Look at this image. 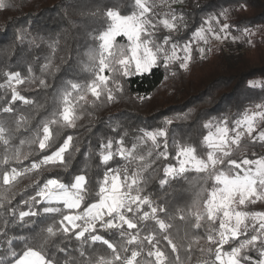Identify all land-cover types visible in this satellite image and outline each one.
<instances>
[{"label":"snow or ice","instance_id":"snow-or-ice-1","mask_svg":"<svg viewBox=\"0 0 264 264\" xmlns=\"http://www.w3.org/2000/svg\"><path fill=\"white\" fill-rule=\"evenodd\" d=\"M177 3L183 0H132L126 13L118 6L92 13L99 16L100 27L89 33L93 44L85 53L84 69L91 78L83 84L67 81L59 93L56 111L41 120L34 130L28 127L29 118L13 106L17 101L33 104L21 94L20 85L38 81L39 86L46 87V80L32 75L31 68L27 77L20 72L5 73L6 79L0 84L6 93L5 105L0 112L15 119L12 126L8 120L0 119V209L16 215L17 209L8 206L15 199L14 189L20 178L38 174L47 166L67 168L66 155H71L70 149H79L71 135L58 143L62 130L76 128L85 112L91 116L89 108L114 102L124 90L121 80L150 73L161 64L166 71L176 63L179 68L189 70L193 59L191 44L181 48L171 43V35L162 38L157 35L162 30L168 33L179 30L183 16L172 7ZM5 7V0H0V9ZM163 8L168 10H157ZM220 17L225 22L221 23ZM227 20L228 9L219 16H210L205 21L207 27L199 28L194 38L205 45L209 43V35L220 41L227 39L230 35ZM214 24L218 25V31ZM243 34L254 35L247 28ZM52 48L54 55L56 48L54 45ZM197 50L203 59L205 48ZM53 67L49 59L42 70ZM250 84L255 86V82ZM146 98L149 97H138ZM164 123L170 125L172 120ZM203 127L207 129L201 141V147L206 149L204 156L192 144L175 137L171 141L174 154L170 153L166 128L140 130L141 135L130 144L124 137L101 142L100 162L107 166L118 158L123 164L106 167L103 176L94 182L86 174H77L69 182L48 178L42 186L34 181L38 191L30 197L32 204L23 201L28 210H19L18 219L24 222L26 217L37 216L33 204L47 205L43 212L58 214L60 218L53 219L34 236L20 237L19 250L9 239L10 264H60L56 253L66 254L60 244L72 239L79 243L82 259L68 258L63 264H264V210H254L258 203L264 204V155L253 152L254 158L235 156L236 152L248 151V145L243 143L245 138L252 145L259 143L264 147V102L245 109L231 122L226 118L208 121ZM21 130L31 135L14 143L16 133ZM33 146L41 158L24 165L35 154ZM160 159L166 163L159 188L163 191L174 181L183 180L188 185L183 191L190 192V200L170 204L167 200L158 201L148 191L149 181L161 171L153 167ZM189 173L196 175L190 179ZM9 223L5 219L4 227ZM0 236H7V232L0 231ZM253 252L258 254L255 258Z\"/></svg>","mask_w":264,"mask_h":264},{"label":"trees","instance_id":"trees-1","mask_svg":"<svg viewBox=\"0 0 264 264\" xmlns=\"http://www.w3.org/2000/svg\"><path fill=\"white\" fill-rule=\"evenodd\" d=\"M132 0H5L6 7L0 9V84H3L5 73L20 72L22 76L32 75L46 80V87L37 83L20 85L21 94L33 101L25 105L17 101L13 106L19 114L29 118L30 129H35L39 122L51 115L58 107V96L67 81L85 83L91 74L84 69L87 61L85 53L93 44L89 33L100 27L99 16L92 13L97 9L118 6L122 12L131 9ZM241 5L244 7L241 8ZM178 15L183 16V23L178 31L169 33L171 43L178 45L192 41L194 33L205 24L210 16L219 15L228 9L229 31L240 34L245 28L252 30L264 26V0H183L176 6ZM223 22H225L223 20ZM159 38L167 35L165 30L158 34ZM252 45L245 50L229 51L223 45H212L206 51L203 59L198 52L199 46L194 42L193 59L189 70L179 68L178 63L166 71L161 64L150 73L133 75L121 80L124 86L122 93L111 103H103L97 108H89L76 128H65L58 143L66 135L74 138L75 147L66 155L67 168L47 166L40 173H31L20 178L14 191L15 199L9 208H16L14 216L11 211L0 209V231H6L7 236H0V264H10L8 240L19 250L20 237H31L53 219H59L55 213H44L45 204H33V210L38 213L34 217H26L24 222L18 219L19 210H28L29 201L35 196L39 184L48 178H59L69 182L77 174H86L93 182L101 178L106 167H117L123 164L118 158L110 161L107 166L100 162L99 152L101 142L109 138L124 137L130 144L141 135L140 130H156L166 128L169 139V152L174 154L171 141L173 137L182 143H190L197 148L199 155H206V149L201 147V141L207 134L203 127L208 121L217 122L222 119L233 121L248 107L264 102V31L251 36ZM56 51L53 55V48ZM166 47H170L167 45ZM49 59L53 69L43 71ZM58 68V70H56ZM175 72V76L171 75ZM165 76L168 77L165 80ZM250 82H255L252 86ZM5 89L0 88V107L5 105ZM10 99V91L7 93ZM138 97H149L138 99ZM91 99V97H89ZM103 99V97H102ZM187 117V118H184ZM0 119L12 121L15 116L0 112ZM171 119L170 125L165 120ZM56 126H53L55 129ZM19 138L31 135L21 130L16 133ZM248 151L243 154L249 158L252 153L261 155L264 147L259 143L252 145L247 139ZM35 154L24 161L40 159L41 154L36 146ZM27 151V147H25ZM236 152V158H240ZM2 156V146H0ZM171 159V157H170ZM174 162V161H173ZM165 161L160 159L153 166L160 169L149 181L148 191L154 194L158 201L167 200L170 204H183L190 200V192L183 191L188 187L183 180L174 181L171 187L163 191L159 188V178ZM18 166L19 165H14ZM191 179L195 173H189ZM254 210H264V205L257 204ZM10 221L7 228L3 221ZM179 224V221H177ZM107 235V234H106ZM203 243V241L201 242ZM60 247L65 253H56L60 264L68 258H79L80 245L74 239L65 240ZM97 248L101 246L97 245ZM91 251V249H88ZM255 258L258 254L253 252Z\"/></svg>","mask_w":264,"mask_h":264},{"label":"rangeland","instance_id":"rangeland-1","mask_svg":"<svg viewBox=\"0 0 264 264\" xmlns=\"http://www.w3.org/2000/svg\"><path fill=\"white\" fill-rule=\"evenodd\" d=\"M180 5V3L177 4H173L172 7L173 9H175L176 11V6ZM158 11H167V8H163V9H157ZM178 14V13H177ZM214 16H219V15H214ZM208 19V18H207ZM221 23H223V17H220ZM203 27H207L206 24L203 25ZM214 27L217 29L218 31V25L214 24ZM201 28V27H200ZM166 31V30H165ZM229 31V30H228ZM252 33H257V32H262L264 31V26H259L255 29L250 30ZM230 32V31H229ZM167 35H169V33L166 31ZM222 36L225 34H221ZM232 37H238V39H236L235 41H233ZM249 40H251V36H246L243 34V32H241L240 34H233L230 32V35H228L227 39H223L222 41L220 40H216L215 38H213L211 35H209V43L207 45H205L202 41H197L194 37L192 41H188L185 42L184 44H191V46H193V43L195 42L199 47H204L205 48V52L211 48L212 45H223L224 47L227 48V50L229 51H237V50H245L246 48H249L252 43H249ZM119 42H124L123 38H118ZM184 44L179 45L181 48L183 47ZM178 55L183 56V52L182 51H178ZM250 108V107H248ZM247 138H245L246 140ZM245 154V152H240V155ZM261 155H264V149L263 152H261ZM260 206L264 205L261 203H258ZM256 206V205H255Z\"/></svg>","mask_w":264,"mask_h":264}]
</instances>
